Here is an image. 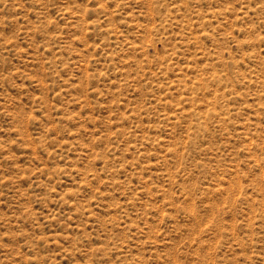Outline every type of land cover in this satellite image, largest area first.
<instances>
[{"label":"rangeland","instance_id":"rangeland-1","mask_svg":"<svg viewBox=\"0 0 264 264\" xmlns=\"http://www.w3.org/2000/svg\"><path fill=\"white\" fill-rule=\"evenodd\" d=\"M0 264H264V0H0Z\"/></svg>","mask_w":264,"mask_h":264}]
</instances>
